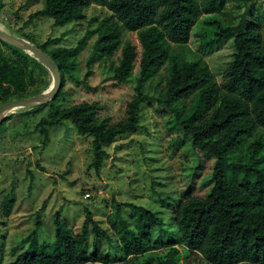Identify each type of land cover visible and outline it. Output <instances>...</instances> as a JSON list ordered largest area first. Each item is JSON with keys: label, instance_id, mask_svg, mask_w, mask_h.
Returning <instances> with one entry per match:
<instances>
[{"label": "rangeland", "instance_id": "rangeland-1", "mask_svg": "<svg viewBox=\"0 0 264 264\" xmlns=\"http://www.w3.org/2000/svg\"><path fill=\"white\" fill-rule=\"evenodd\" d=\"M106 1L92 0L81 19L56 27L47 17L27 22L31 13L42 8L43 0H0V29L17 39L31 44L51 39L49 50L75 46L87 34L86 46L77 55L76 80L64 75V86L56 99L15 108L0 120V264H12L31 243L34 245L33 241L42 247L51 246L55 240L53 218L57 212L63 233L71 237L80 235L86 210L110 237L109 241L101 239L95 244L92 225L88 224V251L98 254L95 262L86 264H104L102 257L107 253L116 256L123 241L117 230L120 229L118 217L113 214L114 203L121 205L122 219L130 229L134 228L135 217L123 204L134 203L156 213L164 227L152 233L151 239L158 248L152 252H164L165 245L178 239L174 217L179 202L191 196L204 198L210 188L208 179L214 159L192 147L189 138L174 125L173 114L154 100L141 105L134 133L120 136L105 146L107 154L99 171L91 164V138L79 135L70 120L45 127L47 134L41 133L39 122L53 109L79 103L96 104L94 119L105 120L107 125L126 119L127 105L134 96L138 77L141 47L136 32L123 31L121 44L112 57L91 56L96 40L94 29L102 18L110 15ZM236 2L228 0L222 10L213 14L226 21H236L245 13L244 24L254 31L263 49L264 0H250L247 6H237ZM197 3L203 13L192 28L188 42L169 44V58L144 85L143 92L149 97L156 98L164 91L172 58L204 64L218 85L224 80L233 53L232 40H225L211 51L201 49L199 33L205 19L213 14L204 13L203 0ZM126 42L136 45L137 62L128 82L118 85L112 73ZM2 50L0 107L48 90L51 74L31 53L5 46ZM184 102L188 109L198 105L195 96ZM259 136L264 138L263 129L258 128L250 140ZM10 193L14 204L6 213L3 202ZM37 221H40L39 227ZM178 247L181 256L173 264H203L199 252L187 256L184 247ZM54 251L58 254L61 248ZM121 263L113 259L107 264Z\"/></svg>", "mask_w": 264, "mask_h": 264}, {"label": "trees", "instance_id": "trees-1", "mask_svg": "<svg viewBox=\"0 0 264 264\" xmlns=\"http://www.w3.org/2000/svg\"><path fill=\"white\" fill-rule=\"evenodd\" d=\"M91 1L43 0L42 8L31 13L27 22L47 17L54 26L61 27L81 19ZM227 1L203 0L204 13L222 10ZM249 1L237 0L236 4L247 6ZM105 6L110 15L102 18L94 29L96 40L91 56L112 57L121 44L123 31L136 32L141 47L138 77L134 96L127 105L126 119L107 125L105 120L94 119L96 104L79 103L53 109L47 118L40 120L41 133L47 134L45 127L70 120L79 135L91 138V164L99 171L107 154L105 146L120 136L134 133L141 105L154 100L173 114L174 125L189 138L191 146L212 157L214 162L207 195L204 198L191 196L177 205L174 222L178 239L165 245L164 252H152L158 249L151 239L152 233L164 227L156 213L134 203L123 204L135 217L134 228L130 229L122 219L121 205L114 203L113 214L118 217L120 229L117 230L123 241L116 256L107 253L102 257L104 264L113 259L121 264H173L181 256L178 246L184 247L187 256L199 252L203 264H264V138L250 140L258 128L264 130V48L258 45L254 31L244 24L245 13L236 21H226L213 14L205 19L199 33L204 51L232 40L233 53L221 85L213 80L204 64L172 58L168 83L158 97L152 98L143 92L144 85L169 58V44L188 42L192 28L203 13L197 0H107ZM52 41L48 39L34 45L59 69L61 88L64 75L76 80L77 55L86 46L87 34L75 46L48 50ZM3 46L16 50L0 40V60L4 57ZM137 55L135 44L126 42L122 46L119 64L112 73L116 84L128 82ZM60 93L58 90L52 100ZM190 96H195L198 105L188 109L184 101ZM13 204L14 197L10 193L3 202L6 213ZM53 220L54 243L42 247L32 240L34 245L31 243L12 264L95 262L98 253L88 251V224L92 225L95 244L101 239H110L109 234L95 224L88 210L80 235L76 237L63 233L59 212ZM40 225L37 221L36 226ZM55 248H61V252L57 254Z\"/></svg>", "mask_w": 264, "mask_h": 264}, {"label": "water", "instance_id": "water-1", "mask_svg": "<svg viewBox=\"0 0 264 264\" xmlns=\"http://www.w3.org/2000/svg\"><path fill=\"white\" fill-rule=\"evenodd\" d=\"M0 40L8 44L9 46L31 53L36 58V60H38V62L41 63L50 72L52 77V84L49 91H45L41 94L29 98L10 101L4 104L3 106H1L0 107V120H1V118L6 113H8L9 111L15 108H24L37 104H43L52 100L56 96L60 88V72L59 69L56 67V65L53 63V61L49 58V56L43 50L38 48L36 45L31 44L22 39H17L7 34L6 32L2 31L1 29H0Z\"/></svg>", "mask_w": 264, "mask_h": 264}, {"label": "bare ground", "instance_id": "bare-ground-1", "mask_svg": "<svg viewBox=\"0 0 264 264\" xmlns=\"http://www.w3.org/2000/svg\"><path fill=\"white\" fill-rule=\"evenodd\" d=\"M51 84H52V83H51ZM50 87H51V85L49 86V88H48V90H47V91H49Z\"/></svg>", "mask_w": 264, "mask_h": 264}]
</instances>
